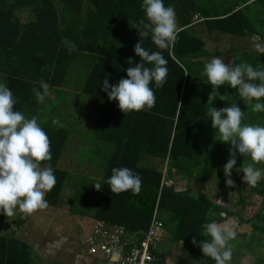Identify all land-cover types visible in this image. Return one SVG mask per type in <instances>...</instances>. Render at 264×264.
<instances>
[{
  "label": "trees",
  "instance_id": "obj_1",
  "mask_svg": "<svg viewBox=\"0 0 264 264\" xmlns=\"http://www.w3.org/2000/svg\"><path fill=\"white\" fill-rule=\"evenodd\" d=\"M141 2L0 0V73L17 100L14 110L31 118L40 110V103L34 102L33 89L39 90L41 81L50 88L63 86L67 80L76 77L77 70L71 68L84 59L83 94L99 102L100 106L96 108L99 110L98 123L107 134L102 140L113 148L106 159L113 165L131 169L141 180L139 192L116 194L109 190L107 180L110 176L106 177L105 192L113 194L116 206H121L123 213L129 211L136 215L133 221V216L124 214L122 225L130 233L147 232L156 209L163 228L170 232L174 241L183 242L184 252L203 258L207 264H215L210 258L202 257L191 239L193 235L198 241L204 239L201 236L203 225L221 223L217 217L219 214L213 215L221 208L199 192L200 184L218 170L216 165L209 167L200 158L205 140L213 143L209 163L215 162L217 153L222 154V161L227 156L228 145L213 142L215 134L210 131L212 126L208 120L211 104H206L208 98L202 93L212 89L201 81L204 64L221 53L206 49L203 37L193 28L194 16L199 14L204 18L200 23L209 34L219 32L250 39L256 37L264 46V0H164L165 6L174 8L179 25L175 44L162 51L168 62L166 82L159 89L150 84L156 98L152 108L123 114L115 101H108L99 84L106 76L110 84L121 77L126 78L124 69L132 66L126 62L127 58H132L133 63L139 62L133 48L140 37L132 26L139 25L140 31H144L140 22L147 21ZM22 10H29L32 19L21 23L16 13ZM65 40L74 46L73 51L69 52ZM142 46L149 51H159L151 43L150 35L142 38ZM252 54L247 55L248 62L261 69L260 54ZM221 93L225 98L230 97L222 92V86L215 94ZM239 105L243 107V114L245 110H252L242 101ZM245 121L246 124L264 126V112H255ZM43 130L49 137L51 160L41 164L52 168L56 178L55 186L46 193V200L48 204H54L60 198L67 177V173L58 168V161L68 140V132L52 122L45 124ZM144 156L162 161L166 174L149 162L141 164ZM256 167L264 168V163ZM173 175L189 179L195 187L177 190L173 185H167L168 176ZM217 184L224 199H228L232 187H227L224 179ZM251 192L262 197L261 208L252 219L264 223V176L251 186ZM137 200L145 203L141 212L135 208ZM239 203L244 206L247 200L242 198ZM240 212V222L247 221ZM235 214V211L230 213L231 216ZM252 219L248 222L252 223ZM252 226L257 232L264 233V227L254 223Z\"/></svg>",
  "mask_w": 264,
  "mask_h": 264
},
{
  "label": "clouds",
  "instance_id": "obj_2",
  "mask_svg": "<svg viewBox=\"0 0 264 264\" xmlns=\"http://www.w3.org/2000/svg\"><path fill=\"white\" fill-rule=\"evenodd\" d=\"M141 8L147 21L140 22L144 31H140L139 25L132 26L138 30L140 37L133 48L135 56L140 58L139 62L133 63L132 58H127L126 62L132 66L124 69L126 78L121 77L110 84L106 76L99 84L108 101H115L123 114L154 106L153 87H163L168 74V62L162 51L171 48L177 38L176 14L172 6H165L164 0H142ZM149 35L151 43L159 51H149L142 46V38ZM64 43L68 45L69 52L74 50L69 41ZM201 77V81L212 89L206 104H211L208 120L215 135L219 134L216 141L229 146L228 159L223 165L224 183L227 187L234 186L232 170L238 157L247 156L251 163L242 169L237 168V171L242 173L243 183L255 186L264 176V168L254 167L264 163V126L242 124L243 112L239 102L251 106L255 112H264V70L246 63H225L217 56L204 64ZM225 85L234 90V98L230 106L217 109L212 106L214 94ZM48 91L49 85L41 81L40 89H33L36 101L43 103ZM16 103L12 90L0 81V215L5 217L13 216L17 209L22 214L31 215L46 208L48 201L44 196L56 183L51 168L41 167V162L51 160L49 137L37 117L27 118L21 111L14 110ZM52 123L58 125L59 120L54 118ZM111 173L107 184L112 193L139 192V174L127 167H113ZM94 187L97 190L101 188L100 184ZM201 236L204 239L198 241L193 235L191 243L199 248L202 257L210 258L215 264H229L232 249L228 244L235 239L236 232L228 224L211 222L203 225Z\"/></svg>",
  "mask_w": 264,
  "mask_h": 264
},
{
  "label": "crops",
  "instance_id": "obj_3",
  "mask_svg": "<svg viewBox=\"0 0 264 264\" xmlns=\"http://www.w3.org/2000/svg\"><path fill=\"white\" fill-rule=\"evenodd\" d=\"M16 15L21 23L32 19L29 10L18 11ZM193 28L203 37L206 49L211 52H220L221 55L218 57H221L225 63L232 61L236 64H251L242 57L234 56L235 53L230 48L235 45L240 48L239 53L245 57L251 53H259L261 58L259 67L264 70L262 49L264 46L256 37L250 39L219 32L209 34L204 31V25ZM178 30L179 25L176 23V31ZM83 60L71 68L72 71L77 70L76 77L79 79L75 80L73 76L63 86L49 87L48 95L45 101L39 104L40 110L36 115L42 128L45 124H50L42 121L43 116L47 119L54 117L68 132V140L58 161V168L67 173L60 198L56 203L48 204L46 208L37 210L31 215L22 214L18 209L11 217L0 215V264H114L102 254H89L86 238L97 220L122 225L124 214L133 216L131 219L133 221L136 218V215H131L129 211L123 213L122 207L116 206L113 194L105 192L106 177L111 176L113 167L119 168V166L113 165L106 159L112 145L102 140L107 134L101 130L98 117L94 115L97 114L96 108L100 106L99 102L83 94L86 79ZM9 68H13L12 65H9ZM3 80L4 76L0 73V81ZM255 83L259 82L255 81ZM35 100L36 98L34 102ZM53 102L56 105L51 110L49 107ZM27 118L30 116L28 115ZM148 160L166 174L163 162L156 158L144 156L140 163L146 164ZM41 167L49 166L41 164ZM51 170L53 172L52 168ZM70 177H74L75 180L71 182ZM167 179V185H173L177 190H183L187 186L195 187L187 178L173 175L168 176ZM203 183L200 184L199 192L204 197L212 199L221 208L220 212H213V215L219 214L217 217L221 223L218 224H228L233 231L237 228L236 236L238 237L246 234L247 226L249 228V225L252 226V223L248 221L261 208L262 197L252 193L251 185H249L248 191L239 192V197L234 204L235 208H233L230 207V203L225 202V200L230 201L232 191L228 199H224L221 192L219 196L216 194V197L211 198L204 193ZM95 184H100V190L94 187ZM242 198L247 200L244 206L239 203ZM144 207L145 203L137 200L135 208L141 212ZM222 207L226 211L222 212ZM231 211L236 212L235 216L230 215ZM240 211L247 213V216H244L247 221L240 222L241 217L238 215V213L241 215ZM234 223H237L235 228L232 227ZM253 229L249 232L253 233L251 240L256 239L255 245L247 248L251 241L244 246L239 243L244 247L242 249L238 243H235L236 250L229 246L232 249L229 264H264V234ZM127 235L132 240H136L141 238L142 232H127ZM159 252L164 264H207L203 258L184 252L183 242L174 241L166 228H163Z\"/></svg>",
  "mask_w": 264,
  "mask_h": 264
},
{
  "label": "built area",
  "instance_id": "obj_4",
  "mask_svg": "<svg viewBox=\"0 0 264 264\" xmlns=\"http://www.w3.org/2000/svg\"><path fill=\"white\" fill-rule=\"evenodd\" d=\"M194 21L202 22L204 18L197 14ZM162 233L163 224L155 209L150 227L142 233L140 239L132 240L128 237L122 225L97 220L86 241L89 254H102L114 264H162L159 252Z\"/></svg>",
  "mask_w": 264,
  "mask_h": 264
},
{
  "label": "rangeland",
  "instance_id": "obj_5",
  "mask_svg": "<svg viewBox=\"0 0 264 264\" xmlns=\"http://www.w3.org/2000/svg\"><path fill=\"white\" fill-rule=\"evenodd\" d=\"M196 26L203 27V24L201 25V23H198V24H195L194 27H196ZM204 31H206V29ZM230 50L233 51V53H235L234 56H238V58L242 57L245 61H248L249 60L247 57H245L244 55H241L239 53L240 48H238L237 46L233 45L230 48ZM261 53H263V52H261ZM252 55H254V54H252ZM78 79H79V77H75V80H78ZM210 92H211L210 90L209 91H206V92H205V90H203L202 93L204 94V96H206L208 98ZM222 92L227 93L230 97L229 98H225L223 96L222 97V100H220L221 99V96H222V93H221V95L214 94L215 99L213 101V105L212 106L215 107V108H217V109L230 106L231 103H232V101H233V98H234V90L227 88V85L222 86ZM54 105H56L55 102H53L52 105H50L49 108L51 110H52V108L54 109ZM239 107L241 108V110H243V107L241 105H239ZM98 111L99 110L96 109V112L97 113H98ZM42 112H43V110H42ZM254 114H255V111H253V110H245V113L242 114V124H246V121L245 120H248V117L254 116ZM94 115L96 117H99V114L98 115L97 114H94ZM53 118L54 117H51L50 119H47L46 116H43L42 121L51 123L52 120H53ZM210 131H212L215 134V130L213 128L210 129ZM218 138H219V134L217 133V135L214 136L215 141H213V142H216L218 144L221 143L219 141H216V140H218ZM228 147L229 146H227V149H226L227 156L224 157V161H222V154H220V153L218 154L217 153L216 156H215V162L214 163H211V162L209 163L208 160H209V157L212 156L210 153L213 151V143L208 142V140L206 139L205 142H204V144H203L202 154H199L200 155V158H202L203 160H205L207 162L206 165H209V167L213 164V166L216 165L217 168H218V170L216 171V173H213L212 175H210L205 180V182L203 183L204 184V193L208 197L214 198V197H216V194H218V196H219V193L221 192L219 190V188H218L219 186H218L217 182L219 180L224 179V177H222V174H223L222 173V171H223L222 163L224 165V163L228 159ZM221 151H222V145H221ZM147 162H150V164H153V162L150 161V160H148ZM249 163H251L249 157H247V156H245V157H238V159H237V165L232 170V176H233L232 178L234 179V182L235 183H234V186L231 189L232 192H231V195H230L231 196L230 201L228 202V201L225 200L226 203H230L229 204L230 207L235 208L234 207V204H236V201H237V199L239 197L238 196L239 195V192H244V191H248L249 190L248 189V186L249 185H247V184H245V183H243L241 181L242 173H240V172L237 171V168L240 167L242 169L243 167L247 166ZM256 165H258V164H256ZM256 165H254V167H256ZM70 180L72 182L73 180H75V178L74 177H70ZM243 214H244V216H247V213L243 212ZM235 221H237V219ZM252 223H254L256 225H260V228H263L264 227L263 226L264 225L263 221L258 220V221H253ZM236 224L237 223H234V226H232V227L235 228ZM249 226H250V228L247 226L248 232L246 234H242L240 237L236 236L234 240H232V241L229 242L228 246H230V247H232L233 249L236 250V246L237 245L235 243H238V246H241L242 249H243L244 248L243 246L246 243H250L249 241H251V244L249 246H246V247L247 248L253 247L255 245V243H256V239L254 238V239L251 240V238L253 236V233L249 232V230L251 231L253 229V227L251 225H249ZM236 231H237V228L235 229V232ZM259 233H261V232H259ZM239 243H241L243 246L242 245H239ZM232 245H234V246H232ZM237 254H238V252H237Z\"/></svg>",
  "mask_w": 264,
  "mask_h": 264
}]
</instances>
